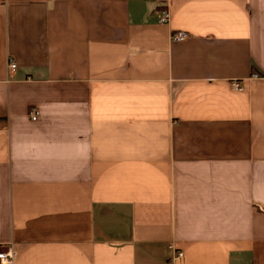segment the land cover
<instances>
[{
  "label": "crops",
  "instance_id": "1",
  "mask_svg": "<svg viewBox=\"0 0 264 264\" xmlns=\"http://www.w3.org/2000/svg\"><path fill=\"white\" fill-rule=\"evenodd\" d=\"M0 124L11 264H264V0H0Z\"/></svg>",
  "mask_w": 264,
  "mask_h": 264
},
{
  "label": "built area",
  "instance_id": "2",
  "mask_svg": "<svg viewBox=\"0 0 264 264\" xmlns=\"http://www.w3.org/2000/svg\"><path fill=\"white\" fill-rule=\"evenodd\" d=\"M170 18V12L168 9L162 10L161 14L159 15V21L161 22H167ZM189 37V32L186 30H178L172 33V39L173 40H185ZM18 66V63L12 59L9 58L8 60V67L10 70L14 71L16 70ZM237 88H241L240 84L238 82L234 83ZM39 116L38 109H34L32 111V118L37 119ZM1 126V124H0ZM171 247L175 250L174 258H180L184 255V251L182 249H176L174 245H171ZM15 251L12 247H9L7 249H0V262L2 264H11L14 258Z\"/></svg>",
  "mask_w": 264,
  "mask_h": 264
}]
</instances>
